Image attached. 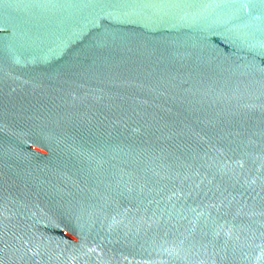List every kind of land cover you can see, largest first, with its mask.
<instances>
[{
    "label": "water",
    "instance_id": "95a60500",
    "mask_svg": "<svg viewBox=\"0 0 264 264\" xmlns=\"http://www.w3.org/2000/svg\"><path fill=\"white\" fill-rule=\"evenodd\" d=\"M0 264H264V0H0Z\"/></svg>",
    "mask_w": 264,
    "mask_h": 264
}]
</instances>
